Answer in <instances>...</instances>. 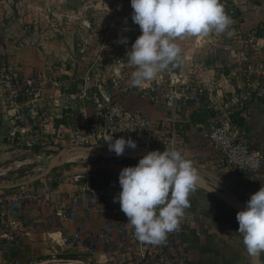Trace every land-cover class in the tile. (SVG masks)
Segmentation results:
<instances>
[{
    "label": "crops",
    "instance_id": "crops-1",
    "mask_svg": "<svg viewBox=\"0 0 264 264\" xmlns=\"http://www.w3.org/2000/svg\"><path fill=\"white\" fill-rule=\"evenodd\" d=\"M65 2L70 4L63 0H34L27 18L19 19L20 24H27L28 34L16 31L14 42L20 43L9 47L0 42V65L11 60L20 67L23 76L36 74L41 102L48 113V117H27L14 125L16 113L25 107L13 109L0 103V154L23 146L57 152L67 147V135L62 139L63 126L73 124L83 129L90 124L94 98H102L108 92L127 108L151 116L159 127L173 125L178 150L193 162L200 181L222 189L244 210L251 195L264 187V165L255 177L238 175L227 168L217 169L218 156L205 136V129L208 121L234 97L236 87L220 81L221 75L236 65L245 66L264 59V0H219L232 20L228 31L177 39L182 49L181 62L172 78L184 86L187 74L196 65L198 72L194 82L201 84L205 93L201 108L192 105L176 111L162 103H153L148 97L149 89L163 80L162 73L139 87L131 86L130 77L135 68L116 63L117 51L111 44L116 38L115 18H99L94 9L99 6L94 2ZM128 25L127 40L133 34L131 24ZM214 82L220 93L211 92ZM230 112L250 142L264 151V104L244 112L232 106ZM239 123H243L242 127ZM35 135L52 138L54 143L29 146L27 140ZM125 167L128 166L119 160L92 157L80 163H59L48 179L33 183L46 187L49 192L46 198L24 204L28 234L24 236L22 248L10 253L2 264L16 261L50 264L47 262L60 260L68 253L78 254L80 258L89 255L97 263L104 261L105 255L89 253L91 242L87 236L102 235L104 226L110 222L115 224L116 217L93 208L85 197L76 206V217H69L65 209L74 206L83 193L87 186L85 176L90 171H112L119 175ZM224 204L220 205L222 212L185 210L184 214L194 217L198 223H187L183 228L182 240L189 244L192 264H255L238 233L237 212ZM80 227L84 230V242L67 241L66 238ZM260 264H264V253H261Z\"/></svg>",
    "mask_w": 264,
    "mask_h": 264
},
{
    "label": "built area",
    "instance_id": "built-area-1",
    "mask_svg": "<svg viewBox=\"0 0 264 264\" xmlns=\"http://www.w3.org/2000/svg\"><path fill=\"white\" fill-rule=\"evenodd\" d=\"M128 1L130 3V0ZM234 12L230 11L231 14ZM132 33L122 51L116 55L118 64L130 65L127 52L141 35L139 26L133 28ZM179 64L162 72L163 80L149 89L148 97L153 103H162L173 111L192 105L201 108L205 91L201 84L194 82L198 66H193L187 74V82L181 86L178 80L172 78ZM220 81L233 85L236 89L234 97L208 121L205 129V136L218 156L216 168H227L238 175L255 177L263 168L264 151L250 142L245 132L236 124L230 110L232 106H236L244 112L264 104V59L258 63L249 62L245 66L236 65L228 73L222 74ZM37 83L36 74L23 76L20 67L11 60L1 63L0 103L13 109L25 107L23 111L16 113L14 125L27 117H48ZM87 90L86 88L83 93L86 94ZM211 92L220 93L216 82ZM63 129L62 139L66 134L69 146L107 147L110 138L114 141L123 137L135 141L136 148L156 149L161 152L165 148L178 149L173 125L159 127L151 116L141 110L127 108L122 101L113 98L108 92L102 98H94L90 124L85 125L83 129L69 124L63 126ZM27 143L29 146H51L54 141L52 138L35 135L28 139ZM118 177L119 175L112 171H90L85 176L87 186L83 193L78 196L74 206L65 209L69 217H76V206L80 205L85 197L93 208L116 217L115 224L110 222L104 226L102 235L87 236L91 242L88 246L89 253L105 255V260L100 264H192L189 244L182 240V235L184 225L198 224L196 219L184 214L178 230L169 233L166 241L160 245L139 242L134 237V229L127 223V217L121 211L119 203L113 202V198L121 191ZM48 192L46 187L34 184L0 190V264L10 253L22 248L24 236L28 234V225L23 213L24 204L30 200L46 198ZM83 232L80 227L66 240L83 243ZM15 264L20 263L16 261Z\"/></svg>",
    "mask_w": 264,
    "mask_h": 264
},
{
    "label": "clouds",
    "instance_id": "clouds-1",
    "mask_svg": "<svg viewBox=\"0 0 264 264\" xmlns=\"http://www.w3.org/2000/svg\"><path fill=\"white\" fill-rule=\"evenodd\" d=\"M132 22L141 35L127 52L134 66L130 84L139 87L181 62L182 49L176 42L184 36L207 37L228 31L232 24L219 0H130ZM231 33L229 32V35ZM120 43H127L123 38ZM135 141L110 138L109 151L117 156L126 148L135 149ZM91 151V149H89ZM121 191L113 198L134 229L141 243L160 245L169 233L178 230L180 219L189 207V194L200 181L198 170L181 150H154L135 166L119 173ZM238 233L247 254L253 260L264 253V187L251 195L244 210L236 214Z\"/></svg>",
    "mask_w": 264,
    "mask_h": 264
},
{
    "label": "rangeland",
    "instance_id": "rangeland-1",
    "mask_svg": "<svg viewBox=\"0 0 264 264\" xmlns=\"http://www.w3.org/2000/svg\"><path fill=\"white\" fill-rule=\"evenodd\" d=\"M65 4H70L65 2ZM85 3L94 2L98 4L97 16L99 18H112L116 19V38L113 41L117 53L121 52L125 43H120L123 38H127L129 35V25L134 28L138 25L134 24L131 19V13L133 9L128 0H80ZM34 0H0V42L4 46L9 47L14 44L17 36L14 33L22 32L28 34L29 28L27 24H20L19 19H26L30 5ZM76 4V3H74ZM18 24V25H17ZM125 25H127L125 27ZM22 43V42H21ZM70 147L69 145H67ZM108 148V146L106 147ZM141 149V148H135ZM61 150V149H60ZM58 150V152L60 151ZM125 150H133L126 148ZM57 151L48 150L43 147H34L30 149L28 146H23L18 150H13L5 155L0 154V186L20 183L29 180L43 171L50 165L51 161L58 153ZM89 156L86 154H76L63 157L60 161V165L64 163H80L82 161H89ZM94 158V157H93ZM140 159V158H139ZM139 159L134 160H119L125 163L128 167L135 166ZM55 171V170H54ZM53 172L46 178L48 179ZM222 190V189H221ZM189 207L187 209H208L211 211H221L220 205H225L220 199L209 194L208 192L196 187L194 191L189 194ZM75 253H68L72 255ZM68 257V256H67ZM60 259L57 261H49L50 264H100L95 262L89 255H85L79 259ZM77 261V262H76ZM72 262V263H71Z\"/></svg>",
    "mask_w": 264,
    "mask_h": 264
},
{
    "label": "water",
    "instance_id": "water-1",
    "mask_svg": "<svg viewBox=\"0 0 264 264\" xmlns=\"http://www.w3.org/2000/svg\"><path fill=\"white\" fill-rule=\"evenodd\" d=\"M91 149V151H89ZM156 149H149V148H141V149H134V150H125V152L117 156L113 151H109V148L106 147H97V146H82V145H75L70 147L62 148L53 158L50 165L43 171L42 173L31 177L27 181H23L20 183L15 184H8L0 186V190L2 189H11L16 188L22 185H29L36 183L50 175L51 172L55 170V168L59 165L61 159L63 157H67L69 155H76V154H86V156L94 157L98 159H105V160H134L142 158L150 151H154ZM197 188L202 189L209 194L217 197L228 206H230L236 212L241 211L242 209L238 206V204L224 191L215 187L214 185L207 184L203 181H199L197 184ZM261 254L255 258V264H260Z\"/></svg>",
    "mask_w": 264,
    "mask_h": 264
},
{
    "label": "trees",
    "instance_id": "trees-1",
    "mask_svg": "<svg viewBox=\"0 0 264 264\" xmlns=\"http://www.w3.org/2000/svg\"><path fill=\"white\" fill-rule=\"evenodd\" d=\"M239 125L241 126V125H243V123H239ZM242 127V126H241ZM69 258H68V257ZM66 257L68 258V259H79L80 258V256L78 255V254H72V255H64V256H62V257H60V258H63V259H66Z\"/></svg>",
    "mask_w": 264,
    "mask_h": 264
},
{
    "label": "bare ground",
    "instance_id": "bare-ground-1",
    "mask_svg": "<svg viewBox=\"0 0 264 264\" xmlns=\"http://www.w3.org/2000/svg\"><path fill=\"white\" fill-rule=\"evenodd\" d=\"M76 262H77V261H76ZM63 263H64V262H63ZM63 263H62V264H63ZM71 263H72V262H71ZM74 264H75V263H74ZM77 264H79V263H77Z\"/></svg>",
    "mask_w": 264,
    "mask_h": 264
}]
</instances>
